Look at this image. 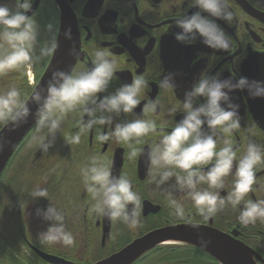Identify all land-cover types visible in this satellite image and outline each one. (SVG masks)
Wrapping results in <instances>:
<instances>
[{
	"label": "flooded vegetation",
	"instance_id": "obj_1",
	"mask_svg": "<svg viewBox=\"0 0 264 264\" xmlns=\"http://www.w3.org/2000/svg\"><path fill=\"white\" fill-rule=\"evenodd\" d=\"M0 3L12 6L11 0ZM231 6L236 14L233 24L217 21L232 37L231 49L223 52L199 41L185 46L174 39L173 33L180 31L175 20L189 10L182 0H34L28 15L34 14L40 26L37 54L43 44L53 39L58 47L51 57L36 64L33 77L38 87L56 62L62 68L73 63L72 70L83 69L90 65L95 49L103 48L119 65L109 92L121 83H131L136 75H143L149 82L135 112L119 119H136L146 102L158 100L161 110L144 113L143 118L156 119L159 127L160 122L169 119L164 115L166 107L183 100L184 92L202 72L220 73L222 79L243 75L250 80H264V3L232 0ZM49 23L53 25L52 31L46 28ZM69 28L70 40L64 36ZM163 72L177 74L174 91L158 87ZM12 84L24 92L32 91L20 72L0 76V90ZM231 96L240 106L241 128L231 136L239 156L249 140L264 145V98H250L246 91H235ZM181 118L182 114L176 116L177 120ZM73 121L74 117L69 116L64 128L69 129ZM253 124L255 135L249 136L246 129ZM4 126L0 124V131ZM35 131L36 123L0 172V264H97L130 248L133 254L126 264H226L218 256L215 246L222 243L216 238L241 246L244 252L241 263L264 264V222L245 227L237 220L238 212L230 206L201 221L197 228L170 215L163 190L150 179L147 148L158 134L143 138L140 146L144 153L129 161L125 145L96 141L97 132L106 129L91 130L82 136L79 145L72 147L57 133L47 154L29 146ZM96 153L111 161L115 174L127 173L140 194L143 226L136 231L122 222L87 215L88 194L81 183L79 168ZM256 175L258 183L254 187L258 191L249 193L253 200L264 198V164L257 166ZM232 180L231 175L225 178L222 195L230 190ZM37 185L47 188L49 199L66 211V225L76 238L74 246L39 243L38 235L46 230L48 222L36 215V209H46L50 202L47 198L32 199L29 193ZM186 203L190 206V202Z\"/></svg>",
	"mask_w": 264,
	"mask_h": 264
},
{
	"label": "clouds",
	"instance_id": "obj_2",
	"mask_svg": "<svg viewBox=\"0 0 264 264\" xmlns=\"http://www.w3.org/2000/svg\"><path fill=\"white\" fill-rule=\"evenodd\" d=\"M182 2L188 4L189 10L196 11H185L175 20V27L180 31L173 33L174 39L185 46L199 41L215 51L228 52L232 37L217 21L231 26L236 20L232 0ZM11 3L12 6L0 3V76L20 72L32 91L24 92L15 84L0 90V124H10L15 130L34 115L36 131L29 146L34 145L44 154L54 146L57 133L72 147L79 145L82 136L91 130L106 129L97 132L96 141L125 145L129 161L144 153L145 149L140 146L143 138L158 134L147 148L150 179L163 190L174 219L197 228L201 221L230 206L238 212L237 220L245 227L264 222V198L249 197V193L258 191L254 185L258 183L257 166L264 164V145L249 140L243 154L238 156L239 149L231 139L241 128L240 106L233 102L231 93L246 91L250 98H264V80H250L243 75L222 79L220 73L202 72L184 92L183 100L166 107L164 115L169 119L160 122L159 127L156 119L143 118L144 113L161 110L158 100L146 102L138 118L121 120L119 117L133 114L141 104V93L148 87V80L136 75L131 83H121L109 92L119 65L109 51L97 47L89 66L71 72L55 70L46 86L37 88L33 69L39 61L52 56L58 43L53 39L43 44L37 54L40 26L34 14L28 15L34 0H11ZM46 28L52 31L53 25L49 23ZM64 36L72 39L71 28ZM176 75L163 72L158 87L174 91ZM29 103L36 106L34 114ZM178 114H182L179 120ZM69 116L74 121L66 130L64 122ZM255 127L253 124L246 129L249 136L255 135ZM79 175L88 194L89 217L122 222L132 231L143 226L140 194L127 173L113 172L111 161L105 155H91L80 166ZM230 175L233 177L231 188L222 195L225 178ZM29 195L33 200L47 198L50 202L46 209H36V215L48 222L46 230L38 235L39 243L74 246L76 238L66 225V211L49 199L48 189L37 185ZM201 244L206 246V241L201 239Z\"/></svg>",
	"mask_w": 264,
	"mask_h": 264
},
{
	"label": "water",
	"instance_id": "obj_3",
	"mask_svg": "<svg viewBox=\"0 0 264 264\" xmlns=\"http://www.w3.org/2000/svg\"><path fill=\"white\" fill-rule=\"evenodd\" d=\"M70 66V67H69ZM73 67L72 64L66 63L63 68L59 66L56 62L54 68H51L41 79L39 87H45L51 73L55 70H63L66 72H71ZM255 80V78H253ZM29 108L34 114L36 111V106L29 103ZM35 124V116L30 115L27 123L21 124L20 127L12 130V125H5L0 131V172L8 161L9 157L13 154L15 149L18 147L19 143L25 138L28 132L32 129ZM222 245L220 247L215 246L218 252V256L226 264H243L240 262V256L244 253L241 246H238L232 242H228L226 239L216 238ZM133 254V249H126L117 256L108 258L97 264H126L127 259ZM119 259L118 263L117 260ZM121 260V261H120Z\"/></svg>",
	"mask_w": 264,
	"mask_h": 264
}]
</instances>
